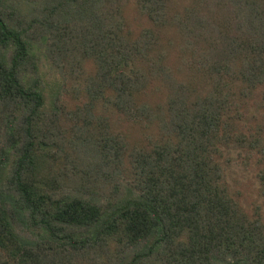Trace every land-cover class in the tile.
Listing matches in <instances>:
<instances>
[{
	"label": "trees",
	"instance_id": "trees-1",
	"mask_svg": "<svg viewBox=\"0 0 264 264\" xmlns=\"http://www.w3.org/2000/svg\"><path fill=\"white\" fill-rule=\"evenodd\" d=\"M228 146L264 160V0H0V264H264Z\"/></svg>",
	"mask_w": 264,
	"mask_h": 264
},
{
	"label": "rangeland",
	"instance_id": "rangeland-1",
	"mask_svg": "<svg viewBox=\"0 0 264 264\" xmlns=\"http://www.w3.org/2000/svg\"><path fill=\"white\" fill-rule=\"evenodd\" d=\"M39 64L43 84L55 87L62 82L60 74L46 60L44 54ZM246 108L244 122H247L246 117L250 115H255L258 119L262 113L258 105L250 104ZM221 151L218 161L223 168L224 182L227 184L229 195L236 199L243 210L259 211L264 222V185L260 180L264 160L259 159L257 153H249L236 146L223 147Z\"/></svg>",
	"mask_w": 264,
	"mask_h": 264
}]
</instances>
